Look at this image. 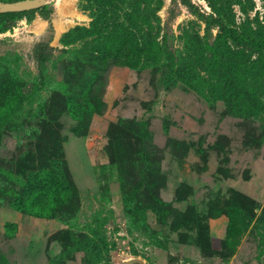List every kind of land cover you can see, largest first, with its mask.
Returning <instances> with one entry per match:
<instances>
[{"label":"rangeland","instance_id":"1","mask_svg":"<svg viewBox=\"0 0 264 264\" xmlns=\"http://www.w3.org/2000/svg\"><path fill=\"white\" fill-rule=\"evenodd\" d=\"M189 1L0 33V264H264V0Z\"/></svg>","mask_w":264,"mask_h":264},{"label":"trees","instance_id":"2","mask_svg":"<svg viewBox=\"0 0 264 264\" xmlns=\"http://www.w3.org/2000/svg\"><path fill=\"white\" fill-rule=\"evenodd\" d=\"M13 1H17V0H0V2L5 3V2H13ZM181 2L186 5L188 8L193 9V5L189 0H181ZM28 11H22V12H4V13H0V33L4 32L8 29V27L10 26L9 24L15 20L18 16L23 15L25 13H27ZM194 13H196V11L193 10ZM199 14V13H197ZM199 16L201 18H204L206 20L207 26L210 25V21L207 20V18L205 17L204 14H199ZM226 35L233 39L234 41H241L242 38L240 37V35L238 34V32L235 29L229 28V27H225L223 26ZM45 48H50V47H46L44 46V44H40L37 46L36 50H35V58L37 60V62H39L41 64V62L43 61V55H44V49ZM219 215H215V217H218ZM229 226H230V222H229Z\"/></svg>","mask_w":264,"mask_h":264},{"label":"water","instance_id":"3","mask_svg":"<svg viewBox=\"0 0 264 264\" xmlns=\"http://www.w3.org/2000/svg\"><path fill=\"white\" fill-rule=\"evenodd\" d=\"M47 0H17L14 2H0V13L30 11L44 6ZM121 264H146L140 257L124 260Z\"/></svg>","mask_w":264,"mask_h":264}]
</instances>
